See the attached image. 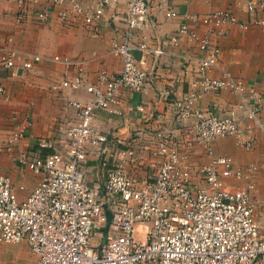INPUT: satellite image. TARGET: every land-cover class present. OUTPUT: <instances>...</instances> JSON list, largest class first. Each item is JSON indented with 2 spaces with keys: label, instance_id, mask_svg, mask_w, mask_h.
I'll return each mask as SVG.
<instances>
[{
  "label": "built area",
  "instance_id": "built-area-1",
  "mask_svg": "<svg viewBox=\"0 0 264 264\" xmlns=\"http://www.w3.org/2000/svg\"><path fill=\"white\" fill-rule=\"evenodd\" d=\"M12 1L26 14L38 3ZM44 1L47 6L37 12L39 19L47 20L56 8L68 3L71 8H62L60 17L68 20L73 12L98 34L105 5L111 0H103L94 10L78 0ZM246 8L255 18L241 25L264 27V0H249ZM151 9L150 0H128L123 18L125 38L112 49L122 58V70L114 75L102 69V87L87 82L82 61L54 57L78 72L62 85L74 90L85 87L94 98L70 102L76 109V120L65 132L62 150L44 143L55 152L45 157L19 155L17 161L23 169L43 175L26 199L20 200L25 186L14 185L9 175L0 172V243L27 242L38 256L37 264H264V209L260 214L255 201V177L264 172V160L236 168L232 157L215 155L211 145L216 137L232 136L246 148L253 147L250 132L242 129L244 119L251 120L264 135V81L261 93L248 89L221 67V50L211 41L212 29L199 35L191 27L204 23L223 32L226 23L237 19L227 10L206 15L186 13L175 35L150 47L135 42V36L148 23ZM166 15L176 17L180 13L171 9ZM185 35L195 40L204 54L198 59L193 89L174 102L179 126L160 128L152 136L156 140L153 154L162 157L151 165L154 180L127 171L126 160L137 158V152L132 143L120 140L126 148L118 152L115 167L106 173L103 184L90 185L85 172L88 154L91 149H108L104 147L107 135L94 126L97 112L117 104L121 91L141 92L151 82L153 73L138 63L137 50L159 60L166 54L165 42L177 44ZM42 59L40 55H23L10 46L0 49V68L4 70L30 69ZM214 70L220 71L218 77L211 76ZM223 89L240 97V114L237 109L221 114L196 106L204 94ZM0 99H9L3 83ZM28 127L19 124L0 135V152L20 143ZM196 145L211 155L208 164L198 167L189 162L188 150ZM139 224L147 226L145 242L135 236ZM102 230L103 241L94 244Z\"/></svg>",
  "mask_w": 264,
  "mask_h": 264
},
{
  "label": "crops",
  "instance_id": "crops-1",
  "mask_svg": "<svg viewBox=\"0 0 264 264\" xmlns=\"http://www.w3.org/2000/svg\"><path fill=\"white\" fill-rule=\"evenodd\" d=\"M78 1L90 10L103 2ZM150 1L152 9L149 21L135 36V42L146 43L150 47L162 44L165 39L175 35L185 21L183 15L186 13L206 15L218 10L231 12L237 22L226 23L221 29L223 32L204 23L191 24V27L198 30L199 35L212 29L211 41L221 50V67L248 89L255 88L258 93L263 91L264 27L241 25L255 18L246 8L249 0ZM46 6L44 0H38L26 14L12 0H0V49L10 46L23 55H40L43 58L30 69L0 68V83L7 87L9 93L8 101L0 99V131L16 129L19 124L24 123L26 117L29 120L25 122L29 125L25 138L10 150L0 152V172L9 175L14 185L25 186L20 200L30 195L43 175L23 169L17 161L19 155L45 157L54 153L55 149L62 150L65 132L76 120V109L69 105L70 102H88L94 98L85 87L74 90L62 85L78 72L74 66L57 62L54 57L82 61L87 82L99 87H102L99 83V72L102 69L119 75L123 64L122 58L114 54L112 49L125 38L127 26L123 18L128 10V0H111L109 5H105L104 23L98 34L92 32V25H87L73 12L68 20L60 17L62 8H71L68 3L56 8L47 20L39 19L37 12ZM171 9H175L180 15L168 17L166 14ZM21 17L22 21L18 20ZM163 46L166 54L159 60L150 53L140 50L135 52L138 63L152 71L151 82L141 92L121 91L117 104L110 110L97 112L94 126L107 135L104 147L108 149L103 148L101 152L91 149L88 154L85 172L90 185L103 184L106 173L115 167L118 152L126 148L120 140L132 143L137 152V158L126 160L127 171L131 175L154 180L151 165L162 161V157L153 154L156 140L152 136L160 128L179 126L174 102L193 89L197 80L198 59L204 54L196 41L188 35L181 37L177 44L167 41ZM219 75L220 71L211 72L213 77ZM239 102L240 97L236 93L223 89L204 94L196 106L201 109L212 108L224 114L237 109ZM238 112L241 113L240 110ZM242 129L250 132L254 140L253 147L246 148L232 136L216 137L211 144L213 153L230 156L243 166L248 162H261L264 160L263 133L249 119L242 121ZM44 143L52 144L55 149L44 146ZM188 160L191 164L205 165L210 162L211 155L203 146L196 145L188 150ZM255 181V199L260 201L264 196V172L256 175ZM263 209H258L260 214ZM104 232L102 230L96 234L94 244L103 241ZM146 233L145 224L137 225L135 236L140 242L147 240ZM18 244L21 246L19 260L37 264L38 256L32 253L27 242Z\"/></svg>",
  "mask_w": 264,
  "mask_h": 264
},
{
  "label": "rangeland",
  "instance_id": "rangeland-1",
  "mask_svg": "<svg viewBox=\"0 0 264 264\" xmlns=\"http://www.w3.org/2000/svg\"><path fill=\"white\" fill-rule=\"evenodd\" d=\"M4 101H8V100H4ZM23 124H26L25 122H28V117H26L24 120ZM25 126V125H24ZM6 132H8V130H4V131H0V135H4ZM260 162V161H257ZM249 164V162H248ZM248 164H245L244 166L242 165V163H236L235 162V167L238 168H246ZM196 165V164H194ZM196 166H203V165H196ZM263 172H258V174H261ZM20 186V185H19ZM264 194V193H263ZM256 201V199H255ZM257 207L260 211H262L263 206H264V196L261 197L260 201L259 199H257ZM21 251V246L18 243H11V244H7V243H0V264H27V262H21L19 260V252Z\"/></svg>",
  "mask_w": 264,
  "mask_h": 264
}]
</instances>
